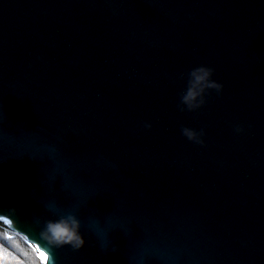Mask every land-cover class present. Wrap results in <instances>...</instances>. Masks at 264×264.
Instances as JSON below:
<instances>
[{"label": "water", "instance_id": "water-1", "mask_svg": "<svg viewBox=\"0 0 264 264\" xmlns=\"http://www.w3.org/2000/svg\"><path fill=\"white\" fill-rule=\"evenodd\" d=\"M0 222L44 264H264V0H0Z\"/></svg>", "mask_w": 264, "mask_h": 264}, {"label": "clouds", "instance_id": "clouds-1", "mask_svg": "<svg viewBox=\"0 0 264 264\" xmlns=\"http://www.w3.org/2000/svg\"><path fill=\"white\" fill-rule=\"evenodd\" d=\"M214 70L200 66L192 69L188 73L187 88L181 94V111H196L205 105L206 95L210 90H215L217 93L223 91V85L215 82L212 77ZM151 127V125H146ZM242 129H238L241 131ZM182 134L190 141L203 144L201 137L203 132H196L193 129L184 127L181 129ZM80 222L75 216H68L60 221L48 224L47 232L50 234L51 239L57 245L69 244L74 248L79 249L84 246L85 241L79 234Z\"/></svg>", "mask_w": 264, "mask_h": 264}, {"label": "trees", "instance_id": "trees-1", "mask_svg": "<svg viewBox=\"0 0 264 264\" xmlns=\"http://www.w3.org/2000/svg\"><path fill=\"white\" fill-rule=\"evenodd\" d=\"M0 264H44L35 246L0 222Z\"/></svg>", "mask_w": 264, "mask_h": 264}, {"label": "snow or ice", "instance_id": "snow-or-ice-1", "mask_svg": "<svg viewBox=\"0 0 264 264\" xmlns=\"http://www.w3.org/2000/svg\"><path fill=\"white\" fill-rule=\"evenodd\" d=\"M41 256L43 257V253H41Z\"/></svg>", "mask_w": 264, "mask_h": 264}, {"label": "rangeland", "instance_id": "rangeland-1", "mask_svg": "<svg viewBox=\"0 0 264 264\" xmlns=\"http://www.w3.org/2000/svg\"><path fill=\"white\" fill-rule=\"evenodd\" d=\"M42 258L44 259V256Z\"/></svg>", "mask_w": 264, "mask_h": 264}]
</instances>
